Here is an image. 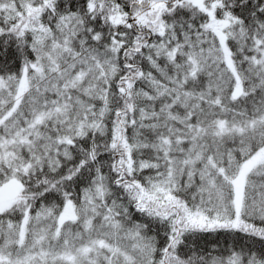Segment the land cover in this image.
Listing matches in <instances>:
<instances>
[{
    "label": "snow or ice",
    "instance_id": "snow-or-ice-1",
    "mask_svg": "<svg viewBox=\"0 0 264 264\" xmlns=\"http://www.w3.org/2000/svg\"><path fill=\"white\" fill-rule=\"evenodd\" d=\"M0 264H264V0H0Z\"/></svg>",
    "mask_w": 264,
    "mask_h": 264
}]
</instances>
